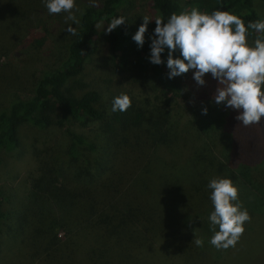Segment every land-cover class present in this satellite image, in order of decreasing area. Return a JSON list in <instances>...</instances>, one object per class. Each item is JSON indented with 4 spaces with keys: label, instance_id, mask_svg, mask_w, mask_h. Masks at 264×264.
<instances>
[{
    "label": "trees",
    "instance_id": "16d2710c",
    "mask_svg": "<svg viewBox=\"0 0 264 264\" xmlns=\"http://www.w3.org/2000/svg\"><path fill=\"white\" fill-rule=\"evenodd\" d=\"M131 1L77 0L72 36L65 14L49 15L42 0H0V164L19 147L23 125L63 135L32 146L34 168L15 208H2L0 190V252L12 239L27 244L18 264H172L169 246L184 264H218L234 248L208 243L214 177L239 186L251 216L241 238L264 223V118L243 126L235 110L212 102L210 74L191 88L192 70L168 79L164 64L147 59L155 19L219 8L247 23L264 18V0H148L153 21L139 49L131 37L143 20L129 15ZM119 16L126 24L106 32ZM101 43L103 75L86 81ZM120 94L132 106L112 112Z\"/></svg>",
    "mask_w": 264,
    "mask_h": 264
},
{
    "label": "clouds",
    "instance_id": "9594fccd",
    "mask_svg": "<svg viewBox=\"0 0 264 264\" xmlns=\"http://www.w3.org/2000/svg\"><path fill=\"white\" fill-rule=\"evenodd\" d=\"M49 15L65 14V22L72 23L67 33L77 35L79 20L77 0H42ZM143 22L131 39L138 49L145 44V33L153 19L142 17ZM150 36L147 59L153 65L164 64L168 69L167 78L173 79L192 72L198 86L206 84L205 75L217 81L212 102L235 110L236 119L247 127L257 125L264 118V18L245 21L235 13L219 8L202 12L198 8L172 13L167 20L157 18ZM126 24L125 18H113L107 25L110 33ZM257 33L250 42L252 33ZM167 50L166 61L162 54ZM179 55H175L176 53ZM132 106L127 94L112 99V112H125ZM208 109L202 108L206 115ZM212 211L208 216L213 232L208 243L217 250L235 248L245 232V224L251 216L240 202L239 186L230 178L214 177L207 185ZM197 247L204 241L195 239Z\"/></svg>",
    "mask_w": 264,
    "mask_h": 264
},
{
    "label": "rangeland",
    "instance_id": "374dc122",
    "mask_svg": "<svg viewBox=\"0 0 264 264\" xmlns=\"http://www.w3.org/2000/svg\"><path fill=\"white\" fill-rule=\"evenodd\" d=\"M128 8V7H127ZM128 13L132 18L150 16L148 0H132L131 6L128 8ZM64 24H66L63 21ZM71 21L67 22V25L71 24ZM74 27V25H73ZM105 44H100V54L95 55L91 62L87 64L84 71V77L86 81H92L95 77H100L103 72L97 67L106 57ZM194 70H192L193 72ZM208 77V74L205 75ZM118 86L128 88V84L125 79L116 80ZM188 85L198 88L199 86L192 78V74L188 78ZM20 145L12 152L2 153V163L0 164V190L3 194V203L5 205L3 209H12L20 202L21 194L25 188V178L28 171L34 168L35 159L32 157V146L36 148L44 149L52 143H58L62 138V131L59 130H40L30 125H23L19 130ZM6 199V200H4ZM8 199V200H7ZM5 209V210H6ZM61 232L59 235H62ZM20 243L18 239H12L7 245V249L4 252H0V264H18L16 254L22 250H26L28 245ZM168 254L171 257L172 264H184L178 258L176 249L172 246L168 248ZM233 256H226L222 262L218 264H264V223L253 230L248 238H241L236 247L233 249ZM174 260V261H173ZM212 264L209 260L200 259L192 264ZM159 264H169L167 260L162 259ZM214 264V263H213Z\"/></svg>",
    "mask_w": 264,
    "mask_h": 264
}]
</instances>
